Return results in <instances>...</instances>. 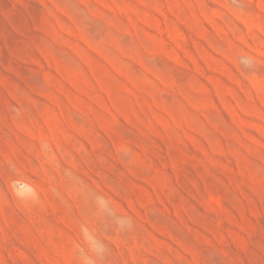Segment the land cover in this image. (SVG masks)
I'll list each match as a JSON object with an SVG mask.
<instances>
[{
    "label": "rangeland",
    "instance_id": "rangeland-1",
    "mask_svg": "<svg viewBox=\"0 0 264 264\" xmlns=\"http://www.w3.org/2000/svg\"><path fill=\"white\" fill-rule=\"evenodd\" d=\"M0 264H264V0H0Z\"/></svg>",
    "mask_w": 264,
    "mask_h": 264
}]
</instances>
